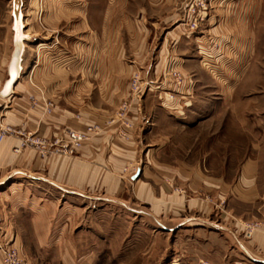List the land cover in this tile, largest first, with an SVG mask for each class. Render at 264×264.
I'll use <instances>...</instances> for the list:
<instances>
[{
  "label": "rangeland",
  "instance_id": "1",
  "mask_svg": "<svg viewBox=\"0 0 264 264\" xmlns=\"http://www.w3.org/2000/svg\"><path fill=\"white\" fill-rule=\"evenodd\" d=\"M119 1L112 4L110 0H0V43L7 40L4 26L12 22L9 13L15 7L20 8L30 25L36 21L43 24L42 19L52 9L58 13L55 32L46 28L37 33L30 30L27 41H23V31L12 33L13 49H21V56H32L24 78L33 79V67L37 65L36 81L46 93H51L54 88L50 87V74L56 66L59 81L69 78L81 86L85 82L93 84L96 65L92 61L97 57L107 67L113 64L114 57H121L128 64L133 62L128 52L120 53L124 42L121 25L103 26L105 8L128 7L126 1ZM130 1V9H139L149 0ZM151 2L147 9L153 16L144 17L148 18L145 26L150 57L145 64L137 65L129 95L116 115L126 104L129 109L135 104L153 109L157 119L148 117L145 124L155 127L149 144L161 147L162 162L176 167L199 165L206 173L234 181L246 157L256 153L262 140L256 119L257 111L264 109V0H173L168 13L157 6L160 0ZM176 11L178 15L174 17ZM167 17L174 19L165 23ZM86 18L90 19L93 32L87 28ZM221 22L223 27L217 29ZM178 25H182L185 35L176 52L185 60V69L192 79L187 95L183 74L184 83L179 86L166 78L168 70L178 68L175 63L167 64L159 79L150 76L165 34ZM196 38L200 39L195 41ZM169 43L170 48L173 45ZM168 57L170 60L171 56ZM111 66L126 71L119 64ZM145 71L147 80L143 76ZM136 75L154 87L133 101L131 85ZM83 78L89 80L82 81ZM163 85H169L167 98L178 101L181 112L176 107L173 112L164 108V98L158 91ZM30 99L36 102L35 97ZM146 130L144 127L141 131ZM161 137L166 138L162 145L158 143ZM21 180L14 179L13 183L8 182L9 187L0 188V237L14 242L28 264H63L66 247L96 251L107 239L118 253L119 261L114 264L194 263L191 249H183L184 241L177 246L174 235H165L161 223L150 216L131 192L117 198L97 193L76 194L43 181ZM173 191L180 189L173 185ZM4 225L11 237L2 229ZM256 227V222L246 223L244 234L250 237ZM233 242L234 248L240 246L238 240L233 238ZM181 251H185L184 256ZM2 261L0 254V264ZM197 263L209 264L204 260Z\"/></svg>",
  "mask_w": 264,
  "mask_h": 264
},
{
  "label": "crops",
  "instance_id": "2",
  "mask_svg": "<svg viewBox=\"0 0 264 264\" xmlns=\"http://www.w3.org/2000/svg\"><path fill=\"white\" fill-rule=\"evenodd\" d=\"M120 1H126L128 7L115 5L105 8L102 12L103 26L121 25L124 42L120 53L128 52L131 55L128 58H133L132 64L121 57H114L113 64L123 67L126 70L123 72L122 69L112 68V63L110 67L104 66V62H99L97 57L92 61L96 65L93 73V81L96 82H85L83 86L69 78L57 80L55 66L50 74V87L54 88L51 93H46L36 81L37 65L33 67V79L24 78L32 56H21V49H13L15 41L12 33L23 31V41H27L30 30L37 33L39 30L46 31V28L55 32L58 13L50 9L42 19L43 24L36 21L33 25L27 23L29 19L24 18L20 8L15 7L9 13L13 20L4 26L7 40L0 43V133L8 127L16 133L0 140V188L9 187L8 182L13 183L14 179H34L76 194L97 193L117 198L131 192L147 208L150 216L161 223L167 232L165 235H174L177 246L184 241L183 249H191L193 264H200L197 262L202 260L209 264H264V109L257 111L256 119L262 140L256 153L246 157L234 181L215 177L208 171L206 173V169L199 165L176 167L162 162L159 158L161 147L149 144L155 127L145 124L148 117L157 119L156 111L135 104L129 109L127 117L130 128H126L124 122L116 117L122 101L129 95L130 80L132 74L138 71L137 65L145 64L150 57L145 26L148 18L144 17L153 16L147 9L152 0L139 9H130V0ZM172 1L160 0L157 6L168 13ZM110 2L113 4L117 0ZM64 10L69 12L70 9ZM177 15L178 11L173 14L174 17ZM174 17H167L165 23ZM85 24L93 32L89 18L85 19ZM221 26L222 22L217 29ZM184 35L182 25L165 34L150 76L154 77L153 80L159 79L164 67L175 63L178 66L176 69L186 78L184 90L187 95L192 79L185 69V60L176 52ZM169 42L173 45L171 49ZM24 48L26 50V45ZM168 56H171L170 60ZM13 63H17L18 76L5 93ZM143 76L147 80L146 71ZM168 87L158 90L159 96L164 98V108L173 112L176 107L181 112L183 109L177 106L178 101L167 98ZM72 95L79 98L74 100L70 97ZM31 97H35V103ZM47 102L53 104L50 113H46ZM91 127L96 129L72 156L54 154L42 158L35 150H27L20 155L14 152L20 145V133L50 139L69 130L85 133ZM144 127L147 130L142 133ZM165 139L161 137L158 143L162 145ZM139 167L142 173L133 180ZM173 185L178 186L180 191L174 192ZM248 222L257 224L250 237L244 234ZM2 227L7 237H11L6 225ZM233 238L238 240L239 247H233ZM107 241L96 251L66 247L63 264H114L119 261L118 253L110 239ZM105 244H108L107 248ZM172 246L175 247L174 244ZM184 252L181 251L183 256Z\"/></svg>",
  "mask_w": 264,
  "mask_h": 264
},
{
  "label": "built area",
  "instance_id": "3",
  "mask_svg": "<svg viewBox=\"0 0 264 264\" xmlns=\"http://www.w3.org/2000/svg\"><path fill=\"white\" fill-rule=\"evenodd\" d=\"M203 20V19H202ZM196 28L197 25H196ZM178 69H170L166 72L167 80H171L175 85H183L184 77ZM165 85L161 86L163 89ZM153 85L149 81H144L141 75L133 77L131 92L133 101H138L139 98L144 95L148 90L153 89ZM172 99V98H171ZM129 105L126 104L122 108V112L116 115L117 118L124 122L126 128H130L131 124L127 120ZM53 109L52 103L46 104V111L49 113ZM96 127H91L87 132L82 133L79 131L69 130L65 133L57 135L53 138H45L36 134L20 133V145L15 149V154L20 155L27 150H35L42 158L50 155L63 154V155H75L76 152L82 147L83 143L88 140L89 134L93 132ZM16 131L12 128H5L0 133V140L4 139L10 134H14ZM126 136V135H124ZM0 254L2 255V264H28L21 254L20 248L10 240L2 239L0 237Z\"/></svg>",
  "mask_w": 264,
  "mask_h": 264
},
{
  "label": "water",
  "instance_id": "4",
  "mask_svg": "<svg viewBox=\"0 0 264 264\" xmlns=\"http://www.w3.org/2000/svg\"><path fill=\"white\" fill-rule=\"evenodd\" d=\"M11 78L9 79V81L7 82V85H6V91L5 93H7L12 85V83L16 80L17 76H18V69H17V63H13L11 65ZM142 173V169L141 167L138 168L136 174L134 175L133 177V180H136L137 178L140 177Z\"/></svg>",
  "mask_w": 264,
  "mask_h": 264
}]
</instances>
